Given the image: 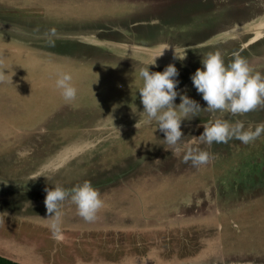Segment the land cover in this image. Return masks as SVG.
<instances>
[{
    "label": "rangeland",
    "instance_id": "rangeland-1",
    "mask_svg": "<svg viewBox=\"0 0 264 264\" xmlns=\"http://www.w3.org/2000/svg\"><path fill=\"white\" fill-rule=\"evenodd\" d=\"M0 20L31 31H95L100 40L136 45L109 51L50 39L43 43L49 50H40L0 38V158L7 157L0 176L37 183L1 195L0 255L24 264H264V133L248 144L199 140L210 120H240L245 129L264 124V104L243 115L213 113L191 80L202 56L215 51L226 64L238 54L264 74V34L248 33L264 26V0H0ZM162 45L186 48L185 59L155 49ZM169 64L179 73L174 103L184 94L201 107L181 122L179 152L155 121L138 123L142 81L135 72ZM61 73H70L78 90L72 104L55 87ZM30 144L52 146L54 163L30 174L28 157L19 156L30 155ZM189 149L207 151L208 162H185ZM111 171L120 176L95 188L106 198L95 219L81 218L70 198L62 202L59 238L45 203H25L45 200L37 191L53 173L73 186L70 172L89 182Z\"/></svg>",
    "mask_w": 264,
    "mask_h": 264
},
{
    "label": "clouds",
    "instance_id": "clouds-1",
    "mask_svg": "<svg viewBox=\"0 0 264 264\" xmlns=\"http://www.w3.org/2000/svg\"><path fill=\"white\" fill-rule=\"evenodd\" d=\"M167 48L169 47L164 49ZM182 53H186V48H174L176 59L181 61L185 59L186 54ZM154 64L155 59L149 65ZM201 64L202 67L197 68L191 80L210 112L243 115L264 104V74L254 70L245 58L234 54V58L226 64L220 52L215 51L204 54ZM149 65L141 67L134 74V80L142 81V85L137 88L143 105L142 119L140 117L138 123L151 125L155 121V128L158 127L164 134L165 143L179 152L181 149L178 142L183 137L181 122L191 120L201 107L198 102L184 94H180L179 105L174 103L178 96L179 84L175 79L179 73L174 64L167 65L162 72H150ZM72 81L73 77L70 73H61L55 81V87L63 101L69 104L76 100L78 92ZM203 127L204 131L199 136V140L207 145L213 142L226 143L230 139H238L248 144L264 133V124H259L254 129L251 127L245 129L243 121L240 120L232 123L226 119H215L210 120ZM27 154L25 151L19 155ZM209 158L207 151L189 149L184 161L191 160L193 165H201L207 163ZM68 198L75 204L77 214L85 221L95 219L97 211L103 207L98 190L88 181L71 189L59 186L46 189L44 203L47 212L54 213L47 219L48 226L56 238H59L61 226L60 207Z\"/></svg>",
    "mask_w": 264,
    "mask_h": 264
},
{
    "label": "water",
    "instance_id": "water-1",
    "mask_svg": "<svg viewBox=\"0 0 264 264\" xmlns=\"http://www.w3.org/2000/svg\"><path fill=\"white\" fill-rule=\"evenodd\" d=\"M255 29V28H254ZM255 31V32H254ZM228 36L230 37H235L237 35H234L232 31H228ZM232 32V33H231ZM250 32V31H249ZM253 33H256L257 36L263 35L264 34V26L262 28H258L256 30L252 31ZM0 34L3 36L10 38L16 42L19 43H40L43 44L44 41L50 40V39H76L79 41L83 42H88V43H94V44H99L108 49L109 51H112L108 48V46H118L122 47L124 49L126 46H136V45H130V44H123L121 42H116V41H103L98 39L96 36L95 31H89V30H84V31H53V30H45V31H31L29 29H26L24 27H21L19 25H15L10 22H5L0 20ZM131 47H129L128 50H131ZM168 46L162 45L159 48L155 49H163ZM144 49H150L149 47H143ZM170 48V49H169ZM167 48L165 52H174L171 47ZM158 51V50H157ZM146 54V52H144ZM160 56L165 55L162 52L158 53ZM162 54V55H161ZM122 56H125L126 54H122ZM129 57H133L130 55H127ZM126 57V56H125ZM37 183L34 180H25V179H7L4 177L0 176V196L3 194L4 191H21L22 189H28L33 186H35Z\"/></svg>",
    "mask_w": 264,
    "mask_h": 264
},
{
    "label": "flooded vegetation",
    "instance_id": "flooded-vegetation-1",
    "mask_svg": "<svg viewBox=\"0 0 264 264\" xmlns=\"http://www.w3.org/2000/svg\"><path fill=\"white\" fill-rule=\"evenodd\" d=\"M15 25H17V24H15ZM20 26V25H19ZM22 27V26H21ZM248 33H253V32H248ZM0 38H2V39H5V40H8V41H12V39H10V38H7V37H5V36H3L2 34H0ZM13 42V41H12ZM19 43V42H18ZM19 44H24V43H19ZM32 44V43H31ZM25 45H30V44H25ZM77 130V129H76ZM79 130V129H78ZM67 136H69V133L66 135V137ZM17 140H19V139H16L15 141H17ZM23 142V141H22ZM26 142V141H25ZM23 143L24 145H22V149H24V147H26V145L27 144H29L28 142H26V143ZM30 146H31V144H30ZM35 147H36V145H35ZM124 147H126V146H124ZM123 147V148H124ZM32 146H31V148H30V150H32ZM51 148H52V146H47L46 148L45 147H36L35 149H33L32 150V152L31 153H29L30 155H28V156H22V158L21 159H23V158H26V157H28V160L31 162V169L29 170V172H30V174H31V172H35V171H37V170H39V169H37V167L38 166H40L39 168L41 169L42 167H48L51 163L53 164L54 163V160H55V158H56V156L58 155L57 153H58V151L55 153L56 154V156L54 157V158H49L50 157V154H51ZM11 151H14L13 149L11 150ZM11 151H8L7 152V156L10 154V152ZM19 151V150H18ZM39 151H41L42 152V155H37V158L35 159L32 155L34 154V153H37V152H39ZM140 154H142V152L140 153ZM52 155V154H51ZM19 156H21V155H19ZM140 156L141 155H139V157L138 158H140ZM91 157V156H90ZM6 156H4V157H1L0 158V160L2 161V162H5V160H6ZM16 159L18 160V157H17V155H16ZM109 159H111V158H109ZM17 160H16V162H17ZM92 160V157L90 158V161ZM137 161H140V160H137ZM137 161H135V162H137ZM119 162V161H118ZM107 163H109V160L107 159ZM139 163V162H138ZM0 164H1V162H0ZM3 164V163H2ZM89 164H87V166H88ZM132 167V166H131ZM129 169H131L130 167L127 169V170H125V171H128ZM121 170H123V168H121ZM124 170H123V172H121L122 174L123 173H127V172H125ZM85 172V171H84ZM72 173H74V172H70V174H71V176L72 177H74V180L75 181H73L74 183H73V186H76V184H82L83 182H85L86 180H84L83 182H81V181H79L80 179H79V177L81 176V175H79L78 174V172H77V174L75 173V174H72ZM56 174H57V172L56 173H53L52 175H50V176H48V178H47V181H49V185H48V187H46L45 185H41L42 186V189H50V188H52V187H54V186H59V187H62V188H65V189H67V188H70L69 186H72V184L71 183H66L65 181L63 182V181H57L56 179H55V176H56ZM116 173L114 172V173H112V171H111V173H108V176H104V178L102 179V178H94L93 177V179H95V181H89L90 183H91V185L94 187V188H97V189H101V190H103V188L102 187H104L105 185H107V184H111V183H113V181L114 180H116L117 178H118V176H120V173H119V175L117 176V178H116ZM91 180V179H90ZM55 181V182H54ZM43 184V183H42ZM72 186V187H73ZM31 190V189H30ZM30 190H27V191H30ZM25 191V190H24ZM35 191V190H34ZM8 192H10V191H8ZM17 192V191H16ZM19 192V191H18ZM22 192V191H21ZM36 192V191H35ZM37 192H46V190H40V191H37ZM99 192V194H100V198L102 199V201H103V204L105 203V201H106V198L102 195V192H100V191H98ZM110 192V191H109ZM109 192H108V194H109ZM20 193V192H19ZM11 195V197H12V194H10ZM103 197H104V199H103ZM0 200H7L6 198H4L3 196H0ZM45 200L44 199H42V200H38V199H34V200H31L30 202H28V201H25V203L26 204H31L32 202H36V204H40L41 202H44ZM34 215V214H33ZM40 216H42V214H39ZM48 217H50V215H47ZM3 256V255H2Z\"/></svg>",
    "mask_w": 264,
    "mask_h": 264
},
{
    "label": "trees",
    "instance_id": "trees-1",
    "mask_svg": "<svg viewBox=\"0 0 264 264\" xmlns=\"http://www.w3.org/2000/svg\"><path fill=\"white\" fill-rule=\"evenodd\" d=\"M37 48H39L40 50H41V48H43L45 50H49V48L44 44H38ZM202 145H203V143H202ZM0 264H24V263H20V262L14 261L12 259H9L5 256L0 255Z\"/></svg>",
    "mask_w": 264,
    "mask_h": 264
}]
</instances>
